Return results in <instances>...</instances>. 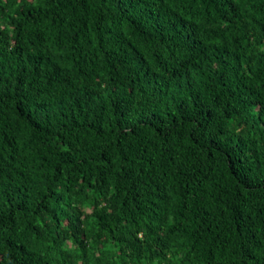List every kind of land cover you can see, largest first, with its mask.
Instances as JSON below:
<instances>
[{"label": "trees", "instance_id": "1", "mask_svg": "<svg viewBox=\"0 0 264 264\" xmlns=\"http://www.w3.org/2000/svg\"><path fill=\"white\" fill-rule=\"evenodd\" d=\"M0 264H264V0H0Z\"/></svg>", "mask_w": 264, "mask_h": 264}]
</instances>
